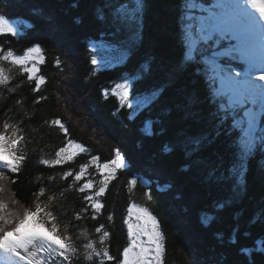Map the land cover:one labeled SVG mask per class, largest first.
Returning <instances> with one entry per match:
<instances>
[{
	"label": "trees",
	"instance_id": "1",
	"mask_svg": "<svg viewBox=\"0 0 264 264\" xmlns=\"http://www.w3.org/2000/svg\"><path fill=\"white\" fill-rule=\"evenodd\" d=\"M141 1L137 7L134 0L141 21L128 34L124 61L106 69L93 64L92 45L110 40L120 46L117 38L127 29L114 19L129 11L128 0H0V15L20 24L15 35H0V49L22 55L39 46L43 60L33 62L36 76L44 78L34 91L35 80L0 62L12 77L0 86V130L4 121L20 129L24 140L17 148L25 156L19 172L3 169V194L18 201L13 209L32 206L41 187V201L56 195L52 211L78 248L72 264H99L84 259L87 241L79 233L85 231L100 248L95 229L101 225L110 233L104 246L115 258L105 264H118L128 242V208H144L143 202L164 237L163 264H264V167L241 156L233 112H218L222 94L212 67L201 71L180 61L179 18L207 2L195 0L197 7L189 8V0ZM123 75L134 78L124 91L131 97L155 96L135 115L131 105L107 92ZM68 141L84 151L74 150L73 159L60 165L41 163L56 159ZM117 150L123 167L97 198L103 207L96 219L90 205L82 219H74L91 194L76 189L89 179L97 189L103 178L98 165L110 163ZM85 164L81 181L62 178Z\"/></svg>",
	"mask_w": 264,
	"mask_h": 264
},
{
	"label": "snow or ice",
	"instance_id": "2",
	"mask_svg": "<svg viewBox=\"0 0 264 264\" xmlns=\"http://www.w3.org/2000/svg\"><path fill=\"white\" fill-rule=\"evenodd\" d=\"M139 7V0H137ZM189 8L197 7L195 0H189ZM207 16L199 18V24L195 30L200 34V39L205 45L215 41L211 45L212 55L207 60L212 67L214 78H218L221 86L227 84L230 90L238 96L235 104L230 103L229 107L239 106L243 108L247 104L258 105L256 109L245 111L246 127H242V152L241 156L250 154L257 141H264V128L258 129V120L264 116V0H217L207 10ZM189 20L196 17L189 15ZM189 29L193 25L188 26ZM16 28L2 15H0V35L16 34ZM234 40L235 44L216 51L219 40ZM228 57L230 59H241L247 67L244 71L233 72L231 68H224L218 63V58ZM191 59V55L188 57ZM42 62L41 48L39 46L28 47L22 55L15 54L12 50L0 49V62H7L18 67L20 74H26L29 81L35 80V89L38 91L44 83L43 77H37L38 68L35 62ZM32 66L29 67V63ZM96 61L93 60V64ZM60 60H56V66ZM11 69H5L0 63V86H6L12 79L9 75ZM256 81L262 83L257 84ZM117 88L124 85L117 84ZM11 91V89H10ZM43 99V97L41 98ZM39 103V100L36 101ZM52 125H58L61 130L66 131L63 123L58 119L51 121ZM0 130V181L8 180L2 169L8 172L17 173L20 170L25 156L17 148L24 137L19 135L20 129L7 121L3 122ZM9 130L10 134H9ZM84 151L81 145L68 141L64 147L56 152V159L41 160L42 164L53 166L71 161L74 157V150ZM96 161V157H93ZM91 163V162H90ZM88 164L82 165L80 171L73 173L65 171L62 178L73 177L74 182H79L87 172ZM123 167V158L120 152H115V158L110 163L98 165L103 177L99 181V187L94 190V182L87 180L81 184L76 191L84 193L88 190L91 194L85 195L83 199L88 202L84 208L74 213V219L83 218L88 206L94 210L92 219H96V212L103 207L97 199L105 194L109 182L115 179L117 168ZM104 175L103 170H108ZM13 183L15 181H12ZM134 186L135 180L129 181ZM72 186L70 185L69 188ZM45 189L41 187L33 193L35 199L32 206L23 207L22 210H10L9 204L0 198V264H72L73 258L78 255V248L75 246L72 237L67 233V225L61 231L58 216L52 211L56 195H49L47 202L41 201L45 195ZM5 188L0 185V193ZM63 196V192L60 193ZM13 205L18 201L11 199ZM112 216L108 217L111 221ZM127 226L128 242L120 254L118 264H163L165 252L164 237L160 232V226L156 219L148 213L146 208H140L133 204L128 208V216L124 220ZM99 235L100 248L96 247V241L88 239L87 233L81 231L80 236L85 237L84 259L92 261L99 260V264L112 261L115 258L110 255L109 249L104 246L110 233L101 225L95 229ZM146 237V239H144Z\"/></svg>",
	"mask_w": 264,
	"mask_h": 264
},
{
	"label": "rangeland",
	"instance_id": "3",
	"mask_svg": "<svg viewBox=\"0 0 264 264\" xmlns=\"http://www.w3.org/2000/svg\"><path fill=\"white\" fill-rule=\"evenodd\" d=\"M9 22L11 23V25H13L16 28V30H18L16 32H20V30H19L20 24H17L16 21H9ZM92 50H93V55H94L93 60L96 61L95 64L99 66V64L102 63V64L107 66L106 69H109V67L115 66L114 64H117L118 62L122 63L124 61L123 55L126 54L125 51L122 50L120 47H117V46L111 47V46L106 45L104 42H101V41L93 44ZM200 60L203 63L205 59L203 57H200ZM102 64H100V66ZM125 76H127V75H125ZM125 76L121 77L118 81H116L114 83V85L112 86V88L108 89L107 92L108 93L111 92V94L117 95L119 98V101L123 100L125 103L131 105L134 112H138L139 110H141L144 107L148 97H144V98L134 97V98H132L128 92H124L125 89H127V87L129 86V80H125V79L130 78V77H125ZM117 84L124 85V87L123 88H117L116 87ZM149 97L154 98V94H151ZM99 180H101V179H99ZM0 185H3L8 192V183L0 182ZM5 197L7 198V196L5 194L0 193V198L4 199ZM4 200L6 202H8L10 210H18V208H19V210H22V208H23V206L21 208L19 206H15L13 209V204L11 203V200L9 198L4 199ZM144 203L147 204V202H143L140 205L143 206L144 208H146ZM140 208H142V207H140ZM148 211H150V210H148Z\"/></svg>",
	"mask_w": 264,
	"mask_h": 264
},
{
	"label": "bare ground",
	"instance_id": "4",
	"mask_svg": "<svg viewBox=\"0 0 264 264\" xmlns=\"http://www.w3.org/2000/svg\"><path fill=\"white\" fill-rule=\"evenodd\" d=\"M261 122H263V116L259 119ZM146 191V190H145ZM144 193V192H143Z\"/></svg>",
	"mask_w": 264,
	"mask_h": 264
}]
</instances>
